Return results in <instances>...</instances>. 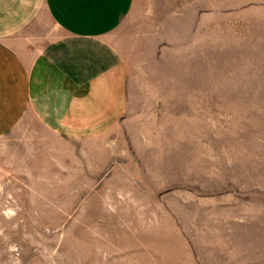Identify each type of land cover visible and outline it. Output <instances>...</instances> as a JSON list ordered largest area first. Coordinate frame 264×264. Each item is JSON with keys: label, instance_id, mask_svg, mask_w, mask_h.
<instances>
[{"label": "rangeland", "instance_id": "1", "mask_svg": "<svg viewBox=\"0 0 264 264\" xmlns=\"http://www.w3.org/2000/svg\"><path fill=\"white\" fill-rule=\"evenodd\" d=\"M109 39L113 123L0 137V264H264V0H134Z\"/></svg>", "mask_w": 264, "mask_h": 264}, {"label": "crops", "instance_id": "2", "mask_svg": "<svg viewBox=\"0 0 264 264\" xmlns=\"http://www.w3.org/2000/svg\"><path fill=\"white\" fill-rule=\"evenodd\" d=\"M133 3L0 0V137L30 118L59 136L113 123L128 75L109 35Z\"/></svg>", "mask_w": 264, "mask_h": 264}]
</instances>
